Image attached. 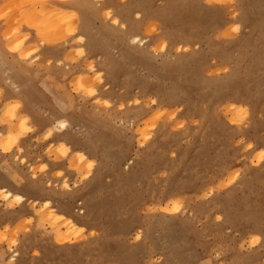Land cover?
Instances as JSON below:
<instances>
[{"label": "rangeland", "instance_id": "1", "mask_svg": "<svg viewBox=\"0 0 264 264\" xmlns=\"http://www.w3.org/2000/svg\"><path fill=\"white\" fill-rule=\"evenodd\" d=\"M1 187L0 264H264V0H0Z\"/></svg>", "mask_w": 264, "mask_h": 264}, {"label": "bare ground", "instance_id": "2", "mask_svg": "<svg viewBox=\"0 0 264 264\" xmlns=\"http://www.w3.org/2000/svg\"><path fill=\"white\" fill-rule=\"evenodd\" d=\"M61 20L62 19L58 20L57 22L56 21L53 22V21H49L48 20L49 22L47 21L46 27H51V26H55L56 27V26H59V25H61V22H60ZM80 38L82 39V37H80ZM57 124L59 125V127H61V129H65L66 126H67V124L65 122H57ZM67 150L68 149H66L65 151H67ZM79 154H80L81 157H83V154L82 153H79ZM0 198L3 201H6L7 203H9L12 206L15 205V204H18V203H22L25 200V198L23 196H21L19 194L16 195V194L12 193V191H10L9 189H7L6 187H1L0 188ZM45 206L46 207L49 206V203L47 202L45 204ZM49 210H52V208L50 207ZM53 213L54 212H51L50 215H52ZM52 216H53V218H55L57 220V215L56 214L55 215H52ZM68 226L70 228H72V227H74V224L70 221L68 223ZM62 241H63V239H62ZM16 256H17V254L13 251L12 252V255H11V259L12 260H15Z\"/></svg>", "mask_w": 264, "mask_h": 264}]
</instances>
